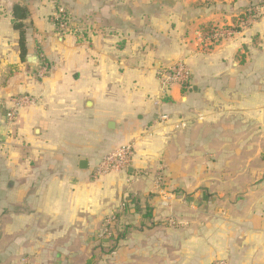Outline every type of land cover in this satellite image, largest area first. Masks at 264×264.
Here are the masks:
<instances>
[{
    "label": "crops",
    "instance_id": "0c3cea01",
    "mask_svg": "<svg viewBox=\"0 0 264 264\" xmlns=\"http://www.w3.org/2000/svg\"><path fill=\"white\" fill-rule=\"evenodd\" d=\"M58 8L70 30L53 22ZM176 61L190 80L162 94L158 71ZM21 95L35 103L10 123ZM124 145L125 170L93 174ZM262 151L264 0H0V241L66 248L130 196L152 207L154 226L137 232L154 233V258L140 264H264ZM248 178L246 193L189 190Z\"/></svg>",
    "mask_w": 264,
    "mask_h": 264
},
{
    "label": "rangeland",
    "instance_id": "374dc122",
    "mask_svg": "<svg viewBox=\"0 0 264 264\" xmlns=\"http://www.w3.org/2000/svg\"><path fill=\"white\" fill-rule=\"evenodd\" d=\"M227 155L232 156L229 153ZM247 155L251 156L252 154ZM216 156L217 154L214 153L205 154V160H214ZM261 160L264 162V151L258 154L259 163ZM231 171L234 170H226L229 173ZM259 171L261 176H264V164L260 163ZM247 173L248 170L243 171V175ZM229 175L231 174H227V177H230ZM153 177L157 179L159 186H167L165 184L167 174L162 169L153 173ZM247 181H250V178L246 179L241 187H238L228 183L219 185L218 180H212V185L206 186L201 183L197 185L196 190L194 187L192 189L189 187V190L192 194L217 191L246 193L251 191L249 190L251 186L245 185ZM171 190L172 192L180 191L177 187H173ZM261 191L264 192V188ZM127 199L121 201L118 207H114L110 214L100 217L97 225L92 227L91 232H84L80 237L81 239L77 242L72 241L66 248H49V243H40V245L29 249L14 248L13 243L0 241V264H140L141 259L154 258V233L146 235L137 232L140 229L139 217L135 218L133 214L129 213L132 203L131 200L128 201ZM129 199L132 197L129 196ZM139 202L144 205V202ZM127 225L130 228L127 230L126 237L116 241L115 238L118 233L123 231ZM124 242H127L126 248H124ZM145 244L151 245V247L145 249ZM149 261L152 260H147V264H154L153 261L152 263Z\"/></svg>",
    "mask_w": 264,
    "mask_h": 264
},
{
    "label": "built area",
    "instance_id": "2783aa9c",
    "mask_svg": "<svg viewBox=\"0 0 264 264\" xmlns=\"http://www.w3.org/2000/svg\"><path fill=\"white\" fill-rule=\"evenodd\" d=\"M53 22L58 23V29L60 31H66L71 29L70 18L63 8H58L52 17ZM217 35V34H215ZM47 71V64L42 63L38 69V76L42 77ZM158 80L160 82V89L162 94H167L169 88L174 85H183L190 80V71L183 61H176L166 67L159 69ZM35 98L29 95H21L14 97L11 100V105L8 108L5 117L8 122H13L19 108L23 106L34 104ZM162 119L166 120L167 116L162 115ZM181 127H185V123H180ZM132 157V146L124 145L117 149L103 155L97 164L93 168V174L100 176L111 171L125 170Z\"/></svg>",
    "mask_w": 264,
    "mask_h": 264
},
{
    "label": "trees",
    "instance_id": "16d2710c",
    "mask_svg": "<svg viewBox=\"0 0 264 264\" xmlns=\"http://www.w3.org/2000/svg\"><path fill=\"white\" fill-rule=\"evenodd\" d=\"M12 26L15 30L18 31V48H19V57L21 61H25L26 58V26L24 23V19L28 17V10L25 6L20 4H14L12 7ZM248 16H242L245 19ZM56 26L58 23L55 21ZM58 27V26H57ZM183 86V85H182ZM132 207L134 212L139 214V223L140 226L151 228L154 226L153 222V214H152V207L148 205L140 204L139 200L132 198L131 199ZM125 205V202H124ZM118 216V215H117ZM117 218V217H116ZM130 226H126L123 231L119 232L117 237L115 238L116 241L122 240L126 237L127 230H129Z\"/></svg>",
    "mask_w": 264,
    "mask_h": 264
},
{
    "label": "water",
    "instance_id": "95a60500",
    "mask_svg": "<svg viewBox=\"0 0 264 264\" xmlns=\"http://www.w3.org/2000/svg\"><path fill=\"white\" fill-rule=\"evenodd\" d=\"M26 60H27L29 63H33L34 60H35V58H34V57H27ZM80 164H83L82 167H86V161H85V160H81V161H80Z\"/></svg>",
    "mask_w": 264,
    "mask_h": 264
}]
</instances>
